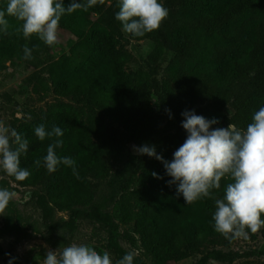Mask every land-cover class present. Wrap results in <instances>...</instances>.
Listing matches in <instances>:
<instances>
[{
    "label": "trees",
    "instance_id": "trees-1",
    "mask_svg": "<svg viewBox=\"0 0 264 264\" xmlns=\"http://www.w3.org/2000/svg\"><path fill=\"white\" fill-rule=\"evenodd\" d=\"M69 2L64 0L65 6ZM162 2L169 14L177 15L168 16L158 30L143 37L126 34L137 41L151 40L157 48L172 53L176 66L173 93L162 92L155 79L132 83L124 72L126 54L115 47L116 29H122L121 22L115 19L119 0H97V5L87 12L78 10L83 15L96 16L82 28L71 27L62 17L59 27L69 29L76 42L69 49L70 57L62 55L47 62L42 67L43 73L55 95L84 96L104 116L84 119L72 106L53 102L39 118L17 128L29 140V150L21 156V167L28 168L31 176L25 181L12 177L15 187L0 179V188L15 193L19 192L17 188H28L19 200L39 213L41 230H26L36 238L53 240L60 231L71 233L80 221H87L104 228L102 250L109 252L113 261L122 258L126 252L118 244L116 223L102 211L101 204L94 202L81 208L90 194L88 175L99 172L103 158L125 144L155 145L151 143L153 137L170 118L166 110H170L171 118L180 129L181 114L185 110L199 106L215 110L227 108L231 112L229 124L246 130L254 112L264 106V0ZM6 6L7 0H0V9ZM6 18L14 27L19 26L14 18ZM14 27L10 28L12 35L0 33V72L25 45L36 51L50 47L36 35L29 39L22 34L17 36ZM151 97L155 106L150 104ZM41 123L49 130L53 126L63 130L64 135L59 138L63 146L56 152L76 161L79 178L64 165L51 173L43 166L47 146L56 138L40 141L34 128ZM159 142H169V137L164 136ZM155 147L164 160H172L159 146ZM37 159L41 160L39 168L34 166ZM132 164L144 175L146 186L132 190L119 188L137 200L136 210L129 219L134 221L141 249L149 253L153 264L170 262L183 243L189 246L222 235L213 227V199L186 203L177 194L178 185H168L171 178L155 158L136 154ZM152 173L162 179L154 178ZM229 182L230 179L222 178L221 189L213 190V195L222 197ZM7 208L15 221V201ZM54 210L64 211L65 219L56 220ZM254 254V251L224 253L212 249L196 264L210 260L225 262ZM134 264L147 263L135 258Z\"/></svg>",
    "mask_w": 264,
    "mask_h": 264
},
{
    "label": "clouds",
    "instance_id": "clouds-1",
    "mask_svg": "<svg viewBox=\"0 0 264 264\" xmlns=\"http://www.w3.org/2000/svg\"><path fill=\"white\" fill-rule=\"evenodd\" d=\"M97 5V0H7L6 9H0V33L12 35L14 26L6 17H12L19 26L14 33L25 39L36 35L47 46L58 43L59 24L65 15L77 10L87 12ZM119 11L115 19L122 24V30L135 37L158 30L168 17L169 9L162 0H119ZM38 47V46H36ZM32 48L24 46V59L31 60ZM171 118L170 110H166ZM181 127L187 138L173 153L171 161L157 154L155 145H133L138 155L155 158L164 165L166 175L171 179L168 185H178L177 194L186 203L209 198L214 200L212 216L214 230L226 239L249 238L264 227V106L254 112L245 129L233 124L213 127L220 122L216 118L207 119L194 111L185 110L181 114ZM26 119H31L30 115ZM40 140L55 137L47 146L43 166L48 172H55L60 165L72 169L79 178L76 161L69 156H60L56 149L63 146V130L53 126L49 130L41 123L34 128ZM29 140L15 128H10L0 120V169L16 181H25L31 176L28 168L21 167V156L27 154ZM39 168L41 160L34 161ZM154 178L158 177L152 173ZM222 178L230 179L224 187L222 197L214 196L213 190L221 189ZM17 193L8 188H0V213H4L10 202L16 201ZM138 254L129 251L122 258L113 261L107 251H97L87 244L72 243L57 250L47 249L43 264H134Z\"/></svg>",
    "mask_w": 264,
    "mask_h": 264
},
{
    "label": "rangeland",
    "instance_id": "rangeland-1",
    "mask_svg": "<svg viewBox=\"0 0 264 264\" xmlns=\"http://www.w3.org/2000/svg\"><path fill=\"white\" fill-rule=\"evenodd\" d=\"M177 15L171 13L169 17ZM94 15H83L80 11L65 15L64 20L71 27L82 28L88 21H93ZM76 39L70 30L58 29V43L46 50H34L32 46L31 60L24 59L23 50L17 51L14 57L5 63L0 72V120L10 128H17L26 122L39 118L49 103L63 102L78 110L84 119L101 118L104 115L96 110L84 96L55 95L47 76L43 73V65L64 55L70 57L69 49ZM115 47L126 54L123 65L124 72L132 83L137 80L151 81L155 79L162 92L173 93L176 81V66L172 53L165 48H157L151 40H134L122 29H116ZM76 58V55L75 57ZM77 59L78 55H77ZM150 104L155 106L154 99ZM131 102L129 103V106ZM128 106V107H129ZM127 108V107H126ZM197 115L207 119L216 118L218 125L213 127H227L231 112L227 108L215 110L205 106L191 108ZM30 115L31 119H26ZM181 115V124L183 121ZM169 137V142L160 143L162 137ZM177 138L180 141H177ZM187 138L186 131L178 129L174 118L165 120L160 131L151 141L159 146L173 159V153ZM97 144L99 141L94 140ZM132 144H125L112 150L104 157L100 170L96 174L88 175L90 185L89 198L81 205L87 208L91 203L101 204L102 211L110 216L117 226L118 244L127 253L135 251L142 262L153 264L149 253L143 251L138 242V235L134 229V221L129 219L137 207V200L127 196L119 188L128 190L142 189L146 180L141 171L133 168L134 157ZM0 179H6L11 187H15L11 176L0 169ZM15 208L17 218L11 217L8 208L0 213V264H43L48 248L57 250L72 243L87 244L97 251L102 250L105 242L104 228L98 224L80 221L76 229L67 233L60 231L53 240L38 239L26 230H41L39 213L29 206H24L19 200L21 195L28 192V188H17ZM53 217L63 220L66 214L62 210H54ZM23 225L22 226H19ZM219 250L224 253H247L254 251V255L247 258H233L225 262L207 261L205 264H264V227L257 233H250L249 238L226 239L224 235L210 237L202 243H183L177 253L167 264H196L197 260L209 250ZM263 251V252H262Z\"/></svg>",
    "mask_w": 264,
    "mask_h": 264
}]
</instances>
